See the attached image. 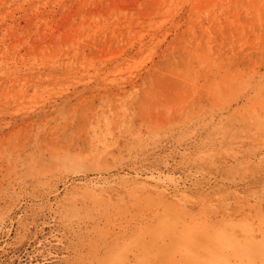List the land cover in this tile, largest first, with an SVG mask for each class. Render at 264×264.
Here are the masks:
<instances>
[{"label":"rangeland","instance_id":"374dc122","mask_svg":"<svg viewBox=\"0 0 264 264\" xmlns=\"http://www.w3.org/2000/svg\"><path fill=\"white\" fill-rule=\"evenodd\" d=\"M0 264H264V0H0Z\"/></svg>","mask_w":264,"mask_h":264}]
</instances>
